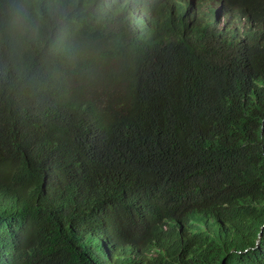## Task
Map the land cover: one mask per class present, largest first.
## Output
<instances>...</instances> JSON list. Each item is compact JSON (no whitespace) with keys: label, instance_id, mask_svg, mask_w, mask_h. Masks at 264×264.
Returning a JSON list of instances; mask_svg holds the SVG:
<instances>
[{"label":"trees","instance_id":"trees-1","mask_svg":"<svg viewBox=\"0 0 264 264\" xmlns=\"http://www.w3.org/2000/svg\"><path fill=\"white\" fill-rule=\"evenodd\" d=\"M163 2L170 7V0ZM137 10L148 20L146 6ZM160 25L165 41L174 38L176 27L167 35L171 22ZM14 40L13 27L0 20V97L21 86L29 72L30 58L16 51L21 44L13 49ZM198 50L171 48L168 62H192ZM242 51L232 45L214 58L212 76L200 81L205 90L198 118L183 121L178 113L176 123L154 101L144 114H128L103 143L60 136L58 119L39 105L30 121L20 110L0 108L1 264H264V33L247 40ZM136 129L146 133L147 147ZM32 139L39 151L29 163ZM22 147L28 150L18 153ZM169 158L185 171L192 168L190 184L201 198L197 211L209 200L220 207L203 230L136 207L151 206L145 199L152 194L177 205L196 200L184 187L155 193L166 181L174 186L170 175L157 172ZM34 220L40 237L35 251L12 260L2 239L15 240L19 228Z\"/></svg>","mask_w":264,"mask_h":264},{"label":"clouds","instance_id":"clouds-1","mask_svg":"<svg viewBox=\"0 0 264 264\" xmlns=\"http://www.w3.org/2000/svg\"><path fill=\"white\" fill-rule=\"evenodd\" d=\"M114 1L0 0V20L14 29L13 49L21 44L16 51L27 53L31 62L21 86L0 97V108L8 105V114L20 110L21 118L30 121L36 116L35 106L39 105L42 111H50L58 119L60 136L67 138L69 134H77L93 143L108 140L128 114H144L154 101L162 102L168 116L176 123L181 122L178 113L185 115L183 121L194 120L201 115L197 103L205 90L200 81L212 76L214 58L225 55L232 45L242 53L247 40L264 33V0L251 3L246 0H185L193 12L198 11L202 16L193 21H171L167 35L171 36L172 27H176L178 35L167 41L162 40L160 34L149 36V24L153 29L165 26L151 22L147 25L137 10L138 6H146L148 10L163 13L164 9L155 5L160 0H120L123 4L120 7ZM240 7L243 9L239 11ZM170 10L180 18L185 14L179 13L174 6ZM153 17L155 15L149 19ZM108 18L110 20L106 21ZM37 26L41 31L35 29ZM46 31L50 34L43 35ZM181 45L192 49L197 46L195 59L190 62L188 57H180L168 62L171 48L178 50ZM138 67H143V71ZM137 132L147 147L146 133L141 129ZM30 144L26 162L30 161V156V162L35 161L39 151L37 139L35 142L32 139ZM24 150H28L27 147L19 148L18 153ZM176 166L179 167L175 169ZM187 169L185 171L184 164L169 158L157 172L170 175L174 186L166 181L155 193L162 190L171 193L184 187L196 197L194 202L177 205L165 200L166 197L159 201L150 191L148 194L152 195L145 200L151 206L137 202L136 207L150 210L151 216L165 214L166 218L178 219L183 226L197 224L196 232L205 229L203 223L210 221L220 207L209 200L205 210H196L201 198L190 184L192 168ZM14 171L13 175L18 177L19 173ZM43 176V184L47 178L51 179L49 174ZM132 214L143 215L136 210H132ZM197 220L202 223L198 224ZM37 221L22 225L15 240L2 239L12 260L35 251L40 239L35 233ZM3 261L4 255L0 253V264Z\"/></svg>","mask_w":264,"mask_h":264},{"label":"bare ground","instance_id":"bare-ground-1","mask_svg":"<svg viewBox=\"0 0 264 264\" xmlns=\"http://www.w3.org/2000/svg\"><path fill=\"white\" fill-rule=\"evenodd\" d=\"M247 2H249V3H251L250 1H248V0H246ZM198 4H202V2L200 3V2H197ZM156 4H157V6H160V7H162L164 10V12L163 13H157V12H154V11H152V10H148V8H147V10H148V12H149V14H151V15H148V20L145 18V17H142V19H143V21H144V23H146L147 25H148V22H151V23H156V26H161L160 25V23H162V22H169V24H170V22L172 21H170V18L168 19V17H167V14H171V15H173L175 18H176V20L177 21H180V20H184V22H185V20H187V21H193V20H195L196 18H200L202 15H198V11H196V12H193V10H192V8L191 7H189V5H187L186 3H185V0H172V2L170 3V7L167 5L166 6V4L163 2V0H160V1H157L156 2ZM68 5L70 6L71 4L70 3H68ZM172 6H174L176 9H177V11L179 12V13H181V14H183V13H185L184 14V16H182L181 18L180 17H177L173 12H172V10H170V8L172 7ZM240 9H242L241 7L239 8V11H240ZM221 13H223L224 14V12L222 11ZM241 13V12H240ZM201 14H202V12H201ZM155 15V17H153V18H151V19H149V17H151V16H154ZM198 15V16H197ZM195 18H194V17ZM108 20H110L109 18L107 19V21ZM153 27L154 26H152V25H148V27H147V31H148V34H149V36H151V37H153V35H155V34H160L161 35V38H162V40H165L164 39V37H163V32H162V28L161 27H159V28H157V29H153ZM172 37H175V36H177L178 34H177V31H176V29L175 28H173L172 29ZM192 36H194V37H196V35H192ZM97 112V111H96ZM21 161V160H20ZM21 164V163H20ZM52 185V184H51ZM247 203V202H246ZM260 208V207H259ZM238 229V228H237ZM241 229V228H240ZM243 230V229H242ZM240 231V230H239ZM243 238V237H242ZM51 258V257H50Z\"/></svg>","mask_w":264,"mask_h":264},{"label":"rangeland","instance_id":"rangeland-1","mask_svg":"<svg viewBox=\"0 0 264 264\" xmlns=\"http://www.w3.org/2000/svg\"><path fill=\"white\" fill-rule=\"evenodd\" d=\"M223 12H224V10H223ZM19 26L21 27L22 25L20 24Z\"/></svg>","mask_w":264,"mask_h":264}]
</instances>
